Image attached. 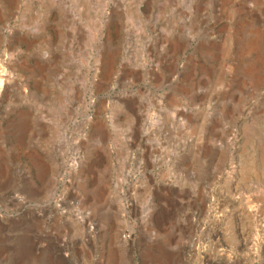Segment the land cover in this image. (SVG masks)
<instances>
[{
	"label": "rangeland",
	"instance_id": "374dc122",
	"mask_svg": "<svg viewBox=\"0 0 264 264\" xmlns=\"http://www.w3.org/2000/svg\"><path fill=\"white\" fill-rule=\"evenodd\" d=\"M0 264H264V0H0Z\"/></svg>",
	"mask_w": 264,
	"mask_h": 264
},
{
	"label": "bare ground",
	"instance_id": "6f19581e",
	"mask_svg": "<svg viewBox=\"0 0 264 264\" xmlns=\"http://www.w3.org/2000/svg\"><path fill=\"white\" fill-rule=\"evenodd\" d=\"M123 234V233H122ZM124 238H127V233L123 236Z\"/></svg>",
	"mask_w": 264,
	"mask_h": 264
}]
</instances>
